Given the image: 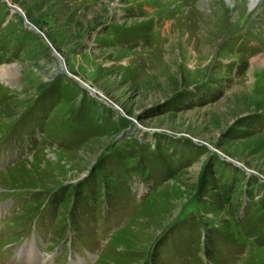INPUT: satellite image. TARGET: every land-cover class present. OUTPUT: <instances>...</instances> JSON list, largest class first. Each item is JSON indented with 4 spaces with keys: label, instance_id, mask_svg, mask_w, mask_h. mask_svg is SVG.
Instances as JSON below:
<instances>
[{
    "label": "rangeland",
    "instance_id": "obj_1",
    "mask_svg": "<svg viewBox=\"0 0 264 264\" xmlns=\"http://www.w3.org/2000/svg\"><path fill=\"white\" fill-rule=\"evenodd\" d=\"M251 1L0 0V72H14L0 75V136L27 141L0 162L29 158L0 189L38 192L17 220L47 201L51 242L94 264H206L211 243L228 264L221 234L242 201L260 239L249 264H264V0ZM58 74L50 112L38 86ZM33 117L51 139L35 120L14 132Z\"/></svg>",
    "mask_w": 264,
    "mask_h": 264
},
{
    "label": "trees",
    "instance_id": "obj_2",
    "mask_svg": "<svg viewBox=\"0 0 264 264\" xmlns=\"http://www.w3.org/2000/svg\"><path fill=\"white\" fill-rule=\"evenodd\" d=\"M61 76V74L56 75L55 79H51L50 81L46 82V81H41L39 86H38V95L40 94V96L36 99V96L34 98V100L36 99L35 103L36 105H44L46 108H48V110L51 112L54 111V103L57 100V97L61 96L63 97L64 95V91L63 89L59 88L58 86V79ZM53 80V81H52ZM45 89V90H43ZM36 95V94H35ZM31 109V106H30ZM52 134V133H51ZM57 138L59 139L58 135ZM115 140V139H114ZM114 140L112 139L111 142L109 143H105L104 147L101 148L99 155L96 159V163L98 164L97 167H103L101 166L100 162L102 160V156L103 154H105V152L111 148ZM113 141V142H112ZM59 146H61L59 144ZM37 155H35L34 157H36ZM33 157V158H34ZM230 201L231 197L227 196L225 198V201ZM56 200V199H55ZM243 202L240 201L239 203H237L236 206V211L231 210V214H230V231L229 232H222V238L226 241H230V242H236L237 239L245 232L246 229H248L250 231V224L251 222L249 221V216L252 212H254V210H247L244 212V215L242 216L240 213L237 212L238 208L241 206ZM59 204L60 201H56V208L58 210L59 208ZM247 207H250L249 205H247ZM61 208V207H60ZM167 226H169V222L167 224ZM254 234V233H253ZM162 242V241H161ZM207 252H208V256L211 259H218L221 255H223V251H221L220 246L218 244L215 243H211L210 245L207 246ZM150 255L151 252L149 251ZM146 261V260H144Z\"/></svg>",
    "mask_w": 264,
    "mask_h": 264
},
{
    "label": "bare ground",
    "instance_id": "obj_3",
    "mask_svg": "<svg viewBox=\"0 0 264 264\" xmlns=\"http://www.w3.org/2000/svg\"><path fill=\"white\" fill-rule=\"evenodd\" d=\"M259 0H252L251 1V6H255L256 3L258 2ZM11 67L9 66H6L4 67L1 72H0V75H2V77H7V78H10V76H14V72L10 69Z\"/></svg>",
    "mask_w": 264,
    "mask_h": 264
}]
</instances>
